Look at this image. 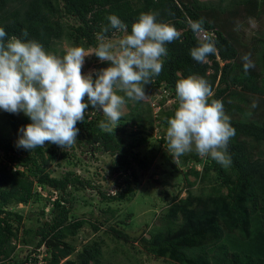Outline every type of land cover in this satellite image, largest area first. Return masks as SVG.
Returning a JSON list of instances; mask_svg holds the SVG:
<instances>
[{
	"label": "trees",
	"instance_id": "obj_1",
	"mask_svg": "<svg viewBox=\"0 0 264 264\" xmlns=\"http://www.w3.org/2000/svg\"><path fill=\"white\" fill-rule=\"evenodd\" d=\"M142 12L155 13L157 22L174 25L181 32L179 39L165 45L162 72L145 85L147 96L158 90L163 93L157 103L158 115L153 116L151 107L143 101H133L131 106L127 100L129 113L107 132L99 127L101 121H106L102 110L89 104L84 121L76 125L78 145L114 157L109 168L116 187L113 193L101 191L76 172L52 176L47 166L55 159V150L18 147L20 129L32 121L27 116H7L10 136L0 134V264H104L100 244L86 243L77 251L71 242L87 222L71 217L72 193L96 190L106 203L134 197L139 186L136 168L145 171L148 166L147 158L136 149L147 138L143 136L133 144L123 135H144L146 128L153 130L158 125L164 128L165 141L167 119L178 107L176 82L190 75L202 76L210 83L212 98L222 101L230 118L235 135L228 142L226 154L231 163L224 167L194 150L180 156L177 161L186 168L187 195L172 203L161 217L166 222L164 231L140 238L139 244L151 256L177 264H264V35L253 36L246 43L241 31L248 21L264 19V0H0V27L7 33L6 39L12 35L25 41L35 39L45 50L63 56L64 50L58 49L62 43L87 51L97 47L96 34L104 27L109 29L105 34L108 39L121 33L111 28L107 19L110 15L126 24L130 34L132 23ZM201 18L204 29L214 34L207 37L217 48L206 63L190 55L199 41L188 20ZM25 30L27 37L23 36ZM248 53L255 67L246 72L242 56ZM258 61L261 73L256 71ZM109 66L108 62H100L93 78ZM168 100L174 102L173 110L164 107ZM253 102L256 107H252ZM128 128L133 131L127 132ZM65 158L67 154L61 153V159ZM189 175L207 188L194 193L191 188L196 181L188 182ZM46 192L54 195L52 201ZM42 201L49 203L52 218L42 220L45 209L41 208L36 226L26 227L16 207ZM91 227L98 230L94 224ZM18 245L32 247L20 262L14 258Z\"/></svg>",
	"mask_w": 264,
	"mask_h": 264
},
{
	"label": "clouds",
	"instance_id": "obj_2",
	"mask_svg": "<svg viewBox=\"0 0 264 264\" xmlns=\"http://www.w3.org/2000/svg\"><path fill=\"white\" fill-rule=\"evenodd\" d=\"M107 19L111 28L124 35L112 42L105 35L108 27L96 34L98 43L93 54L110 66L100 69L95 79L91 73H82L84 59L89 56L82 47H66L65 54L57 56L35 39L25 41L15 35L6 39L7 33L0 27V109L23 112L32 121L20 129L18 147L33 150L49 142L65 150L77 141L76 125L84 121L89 104L102 110L106 121H101L99 127L111 132L119 125L127 100L140 102L148 98L145 85L162 72L165 45L179 39L181 32L174 25L157 22L152 12L140 13L130 34L116 15ZM203 24V18L188 20L199 41L190 55L200 63L217 53L212 39L201 35L205 32ZM27 35L25 30L23 36ZM250 56H242L246 72L255 67ZM176 96L178 107L167 119L168 153L176 162L194 150L200 157L210 156L228 167L231 160L226 149L235 129L222 101L212 98L210 83L202 76L180 78ZM256 106L253 102L252 107Z\"/></svg>",
	"mask_w": 264,
	"mask_h": 264
},
{
	"label": "rangeland",
	"instance_id": "obj_3",
	"mask_svg": "<svg viewBox=\"0 0 264 264\" xmlns=\"http://www.w3.org/2000/svg\"><path fill=\"white\" fill-rule=\"evenodd\" d=\"M215 1V0H201ZM243 38L246 43L250 42L253 36L264 35V19L262 21L250 20L241 28ZM124 35L123 32L115 34L109 38L115 42ZM66 43L58 45V49L64 50ZM95 48L85 51L89 56L84 59L82 73L87 75L96 73V66L101 62L93 53ZM93 54V55H92ZM255 61V60H254ZM256 71L261 73L263 68L261 61H258ZM148 98L143 101L152 109V115L157 116L159 107L157 103L162 100L163 93L160 90L154 91ZM129 105L133 106L130 100ZM174 102L168 100L165 102V108L173 110ZM162 108V107H161ZM129 113L127 105L122 110V115ZM13 114L17 119L24 118L23 112L19 114L5 112L0 109V134L8 138L10 136V128L7 124V116ZM103 114V113H101ZM90 116V115H89ZM133 131L131 128L127 132ZM164 128L155 126L153 130L146 128V134L128 135L124 134L126 142L136 144L138 140L146 136L147 142L139 146L136 150L141 156L147 158L148 166L145 171L136 168V174L139 176V186L137 187L134 197L126 199L120 203H106L96 194V190L87 189L81 192H73V211L72 218H83L87 222L79 230L78 235L70 240L79 251L86 243L95 242L100 244L102 250V263L104 264H177L167 258H156L143 250L139 244L140 238L148 239L151 234H160L166 227V222L162 220L169 206L179 199L185 198L189 187L184 178V169L172 159L168 153L165 141L163 139ZM45 148L55 150V159L48 163L47 169L54 177H60L65 172H76L90 182L96 188L105 193H113L116 189L114 182L110 176V164L114 157L101 152H93L91 149L76 142L65 150L59 146L45 142ZM61 153H66L67 158L61 159ZM164 157L175 165L167 163ZM196 181L191 188L194 193H198L200 189H206L207 185L200 183L194 176H188V182ZM224 192L226 190L224 189ZM51 201L54 195L44 193ZM49 203L42 201L38 204H27L26 206H18L16 210L20 211L24 216L23 223L28 228L36 226L35 218H40L41 208L45 209L42 220H50L52 218V209ZM110 209L111 212L107 213ZM112 211H114L112 213ZM94 224L98 230L91 227ZM111 227L122 231L127 235L126 238L119 236ZM31 246L18 245L17 252L14 255L15 260L23 261ZM74 257V255L72 256Z\"/></svg>",
	"mask_w": 264,
	"mask_h": 264
},
{
	"label": "built area",
	"instance_id": "obj_4",
	"mask_svg": "<svg viewBox=\"0 0 264 264\" xmlns=\"http://www.w3.org/2000/svg\"><path fill=\"white\" fill-rule=\"evenodd\" d=\"M201 35H202L203 37H207L208 35H210V36H214V34H213L212 32H207L206 30H205V32L202 33ZM195 37H196V34H195ZM196 39H197V37H196ZM39 264H43V262H42V263L39 262Z\"/></svg>",
	"mask_w": 264,
	"mask_h": 264
}]
</instances>
